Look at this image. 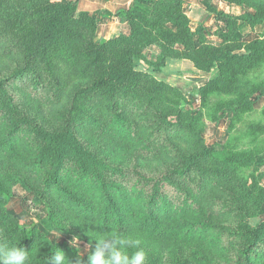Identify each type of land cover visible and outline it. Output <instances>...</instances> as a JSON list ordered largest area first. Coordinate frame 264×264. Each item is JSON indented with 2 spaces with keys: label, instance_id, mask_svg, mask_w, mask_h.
I'll return each instance as SVG.
<instances>
[{
  "label": "trees",
  "instance_id": "trees-1",
  "mask_svg": "<svg viewBox=\"0 0 264 264\" xmlns=\"http://www.w3.org/2000/svg\"><path fill=\"white\" fill-rule=\"evenodd\" d=\"M224 1L244 10L208 6L223 23L222 41L211 43L184 0H133L116 13L127 31L102 40L100 14L73 0H0V247L18 243L27 264H55L57 248L71 264H90L96 240L116 235L131 241L129 257L143 249L146 264H264V221L249 222L264 209V149L206 144L187 98L155 75L188 59L211 73L202 102L216 92L236 111L254 108L252 96L264 94V79L251 76L264 71V33L235 36L264 24V0ZM152 44L160 52L149 62ZM18 181L45 205L33 226L7 208ZM53 230L90 249L52 240Z\"/></svg>",
  "mask_w": 264,
  "mask_h": 264
},
{
  "label": "rangeland",
  "instance_id": "rangeland-1",
  "mask_svg": "<svg viewBox=\"0 0 264 264\" xmlns=\"http://www.w3.org/2000/svg\"><path fill=\"white\" fill-rule=\"evenodd\" d=\"M80 9L91 11L96 5H99V0H73ZM244 10V9H243ZM242 13V9L240 10ZM222 21L217 23L216 27L208 28L206 30L207 38L211 43H220L222 40L220 38V25ZM262 30L264 33V24L257 27L258 30ZM248 25H242L236 31V38L243 42H248L254 38L259 37V33ZM183 77L173 78L175 81L180 80V84L177 87L183 95L187 98L186 108L191 109L197 116V123L201 135L204 137L206 144L213 145L217 144L219 146L229 145V149L232 150H251V149H264V132H257L252 134L248 130L251 123H260L264 125V114L262 112L264 108V94L256 92L252 96L254 103V108L247 112L236 111L234 106L229 105L230 96L228 95H217L216 92L208 95V99L202 102L201 96L199 95V88L201 84L205 83L207 76H211V73L201 77L197 72H189ZM252 78L256 83H262L264 79V71L256 70L252 75ZM157 79H159L157 77ZM11 92L14 94L15 98H19L20 93L14 87L10 88ZM30 93L36 95L34 88L28 90ZM31 93V94H32ZM32 94V96H33ZM45 102V101H44ZM46 105L44 106V108ZM23 108V107H22ZM28 110V107L25 108ZM23 109V111H25ZM45 113L48 114V109H44ZM46 122H51L52 114L50 113L45 116ZM199 117V118H198ZM0 119H2V114L0 112ZM199 122V123H198ZM264 159V153L260 155L259 160ZM145 174L150 175V173L145 170ZM258 179L260 185L264 186V163H260L258 166ZM135 179V177H133ZM168 190L172 188L167 187ZM13 196L7 203V208L27 226H33L40 220L46 217L45 205L38 197H36L33 192L22 182L18 181L14 183ZM232 218V217H231ZM264 221V209L256 216L251 217L249 222L253 226L259 225ZM50 238L54 241L62 242L68 241L71 244V240L67 238L61 230H53L50 233ZM225 234L224 240L225 245L229 244V240L226 239ZM72 245V244H71ZM262 250H264V242L261 244ZM1 246V245H0ZM74 246V245H73ZM82 254L87 253L90 249V245L85 241L77 239V245H75ZM168 253V252H167ZM164 254V261L168 260V254ZM231 254V251H228ZM223 261L222 263H224Z\"/></svg>",
  "mask_w": 264,
  "mask_h": 264
},
{
  "label": "crops",
  "instance_id": "crops-1",
  "mask_svg": "<svg viewBox=\"0 0 264 264\" xmlns=\"http://www.w3.org/2000/svg\"><path fill=\"white\" fill-rule=\"evenodd\" d=\"M98 1V0H97ZM133 0H99V5H96L92 12H97L100 14V23L97 30V40L108 39L115 34L120 32H126L128 29L127 22L121 17L117 16L116 13L120 9L127 8L130 6ZM186 11L191 19V25L195 29L199 25H203L205 30L208 28L216 27L219 22L216 18V14L208 10V6H213L219 11H223L230 15H240L241 9L243 12V7L237 4H230L224 0H184ZM112 15H107V13ZM263 24L254 27L262 26ZM257 31V30H256ZM261 29L257 32L261 34ZM160 49L157 45L152 44L147 46L143 50V54L147 61H156ZM197 72L201 77L207 75L206 72L198 70L194 63L188 59H171L165 69L160 72H156L155 75L160 80H164L169 84L176 85L180 84V80L175 81V77H183L187 75L188 72ZM210 76H207L205 85L209 80ZM198 87V88H200Z\"/></svg>",
  "mask_w": 264,
  "mask_h": 264
},
{
  "label": "clouds",
  "instance_id": "clouds-1",
  "mask_svg": "<svg viewBox=\"0 0 264 264\" xmlns=\"http://www.w3.org/2000/svg\"><path fill=\"white\" fill-rule=\"evenodd\" d=\"M96 248L89 253L90 264H146V252L140 249L129 257L123 248L131 241H125L123 238L113 235L111 238L96 240ZM77 245V239L70 242ZM18 243L11 244L7 247H0V264H27L29 260V251L17 246ZM52 260L55 264H71L62 250L54 251ZM75 264H83L82 259L78 256Z\"/></svg>",
  "mask_w": 264,
  "mask_h": 264
}]
</instances>
